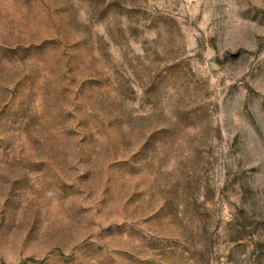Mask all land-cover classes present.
Listing matches in <instances>:
<instances>
[{
    "label": "rangeland",
    "instance_id": "1",
    "mask_svg": "<svg viewBox=\"0 0 264 264\" xmlns=\"http://www.w3.org/2000/svg\"><path fill=\"white\" fill-rule=\"evenodd\" d=\"M0 264H264V0H0Z\"/></svg>",
    "mask_w": 264,
    "mask_h": 264
}]
</instances>
